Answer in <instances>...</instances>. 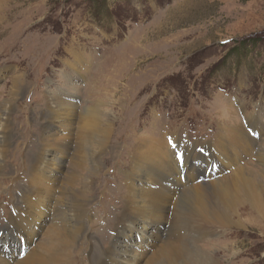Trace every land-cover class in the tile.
Instances as JSON below:
<instances>
[{
    "label": "rangeland",
    "instance_id": "374dc122",
    "mask_svg": "<svg viewBox=\"0 0 264 264\" xmlns=\"http://www.w3.org/2000/svg\"><path fill=\"white\" fill-rule=\"evenodd\" d=\"M3 8H6L0 21L3 98H10L7 93L13 76L23 75L19 83L23 93L15 102L11 120L14 144L8 145V162L3 168L8 175L0 190V235H7L0 239V246L11 244L10 252L14 255L16 248L12 241L19 237L6 226L7 213L12 211L7 191L15 188L12 183L20 186L27 181L24 176L31 163L24 156L32 157L45 150L41 144L45 126L41 124L51 123V118L45 117L49 111L48 95L52 96L62 86L73 90V85L61 75L69 74L67 62L73 57L67 50L71 44L76 52L88 58L100 53L106 58L102 64L96 62L84 76H74L78 94L76 113L86 106L96 107L104 112L101 111L102 119H106L101 125L105 122L112 130L102 149L109 153L105 166L101 163L102 167H95L103 169L98 178L94 177L91 189L74 198L85 204L82 211L87 212V219L81 234L88 233L87 239L70 249L69 264H115L119 258L112 253L114 244L125 239L128 232L129 238H135L137 233L128 228L127 220L116 226L123 205L113 200L120 195L117 188L123 185V174L130 167L128 151H134L141 135L162 138L165 134H176L188 144L210 140L218 121L229 120L231 105L238 114L233 122L241 120L250 135L264 142V0H10ZM115 62L126 73L121 84L113 85L119 91L113 92L112 97L105 94L108 90L102 92L98 82ZM63 93L60 90L56 99H68ZM249 113L258 120L254 130L245 123ZM75 114L72 112L71 118ZM67 118L64 121L73 123L70 116ZM56 122L64 125L62 119ZM70 132L74 135L71 143L68 144V138L62 141L70 147L63 151L66 157L62 162L67 172L72 169V153L78 149L77 129ZM95 146L86 151H100ZM255 153L256 150L251 157H243L251 167L257 164L256 158H252ZM185 154L180 153V157L184 164H190L192 160H184ZM204 156L207 164L209 160ZM91 165L84 163L83 170L76 169L81 172L80 185L86 181L84 170ZM221 166L225 169L224 164ZM208 167L205 166L204 173L209 172ZM230 170L226 168L224 173ZM263 184L261 181L260 185ZM61 205L68 206L69 200H62ZM248 213L246 210L240 216V227L214 226L211 228L214 233L202 240L213 242L202 245L215 249L216 264H264V220L257 219V225L252 224L246 220ZM51 215L48 204L43 210L47 222L39 234L46 232ZM167 218L172 221L170 215ZM101 247L109 248V252L104 253Z\"/></svg>",
    "mask_w": 264,
    "mask_h": 264
},
{
    "label": "bare ground",
    "instance_id": "6f19581e",
    "mask_svg": "<svg viewBox=\"0 0 264 264\" xmlns=\"http://www.w3.org/2000/svg\"><path fill=\"white\" fill-rule=\"evenodd\" d=\"M7 2L10 0H0V21L6 9L3 5ZM101 35L108 37L103 32ZM38 46L40 50L43 49L42 45ZM70 46L67 51L73 60L66 61L69 74L61 75L65 82L69 81L73 85V90L69 91L62 86L52 96L48 95L49 111H46L45 117L51 118V123L45 124L42 121L41 124L45 126V134L41 139L45 150L37 151L32 157L29 154L24 156L31 163L24 176L27 181L20 186L11 182L15 188H11V192L7 191L12 211L7 213L9 217L6 226L15 230L19 238L12 241L16 248L15 255L10 252L13 249L11 244L0 246V264H69L70 249L76 247L80 240L87 239L88 232L81 234L84 220L87 219V212L82 211L85 204L82 199L74 198L77 194L85 195L86 190L91 189L94 177L98 178V173L103 169L95 167H102L101 163L105 166L109 153L102 149L112 127H106V119L101 117L102 110L96 107L86 106L80 113H76L75 96L78 94L74 76H84L83 73H87L96 62L102 64L106 58L102 56L103 53L88 58L82 52H76L73 44ZM115 63L111 70L104 73L102 80L98 79L104 90L102 92L108 90L105 94H111L112 97L113 92L119 91L113 85L121 84L124 80L122 76L126 73L122 71L123 68L119 69L122 66L118 62ZM99 69L103 71L101 66ZM99 69L95 72L96 80ZM22 77L20 73L13 76L11 89L7 93L10 98H3V94H0V190L5 183L2 180L8 175L3 168L8 162V145L14 144L11 120L15 102L23 93L19 85ZM60 90L65 92L63 96H68V99H56ZM232 107H228V121L219 120L215 127L212 126L216 133L211 135L210 140L188 144L186 139L176 134H165L162 138L143 134L137 139L136 147L132 149L134 151H128L130 167L123 174V185L117 188L120 195L114 197L113 201L123 205L116 226L119 227L122 221L127 220L128 228L134 229L137 234L135 238H129L130 232L124 231L127 234L125 239L118 240L114 248H111L114 257L119 258L115 264H216L215 249H207L202 245L213 243L202 241L211 236L212 227H240V216L246 210L249 212L246 220L252 224L257 225L258 220H264V186L260 185L264 181V142L260 143L250 135L241 120L233 122L237 120L238 114ZM72 112L76 113L75 118H71ZM225 113L227 116L228 112ZM62 115L64 118L57 117ZM67 116H70L73 123L64 121L69 119ZM58 118L62 119L64 125L56 122ZM254 118L250 113L245 116V123L252 130L258 127V120ZM102 121H105L103 125ZM72 129H77L78 149L72 153V169L67 172L62 162L66 157L63 151L70 149L68 144L74 139L70 132ZM64 131L67 135H63ZM64 138H68V144L62 142ZM94 145L100 151H86ZM254 150L256 153L252 158H256L257 164L251 167L245 158L243 161V157L250 156ZM182 152L186 153L183 155L184 160H192L190 164L183 163L180 157ZM204 155L209 160L207 164ZM96 157L98 161H94ZM89 162L92 163L91 167L84 170L86 181L80 185L81 172L77 173L76 169L83 170V164ZM223 164L225 169L220 167ZM205 166H209L208 173L203 172ZM226 168H231L229 173H224ZM62 174H65L63 180ZM14 200L15 203L10 202ZM62 200H69V205L62 206ZM48 204L53 216L46 232L41 235L39 230L47 222L43 210ZM167 215H170L172 221H167ZM235 217L238 219L235 220ZM173 229L176 230L174 234ZM2 236L7 235L2 233L0 239ZM106 251L109 252V248L103 250L104 253Z\"/></svg>",
    "mask_w": 264,
    "mask_h": 264
},
{
    "label": "snow or ice",
    "instance_id": "6c2138e0",
    "mask_svg": "<svg viewBox=\"0 0 264 264\" xmlns=\"http://www.w3.org/2000/svg\"><path fill=\"white\" fill-rule=\"evenodd\" d=\"M170 142H171V140H170ZM173 147H175V145H173Z\"/></svg>",
    "mask_w": 264,
    "mask_h": 264
}]
</instances>
